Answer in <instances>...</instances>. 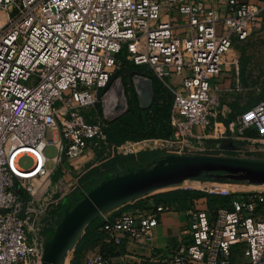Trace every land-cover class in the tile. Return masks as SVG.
<instances>
[{
	"label": "built area",
	"instance_id": "obj_1",
	"mask_svg": "<svg viewBox=\"0 0 264 264\" xmlns=\"http://www.w3.org/2000/svg\"><path fill=\"white\" fill-rule=\"evenodd\" d=\"M224 6L208 9L204 0H0V264H42V247L61 217L55 212L60 198L80 189L71 162L86 152L109 153L105 124L82 110L100 101L103 119L111 114H105L109 82L122 60L145 67L172 94L173 141L189 142L191 155L220 152L204 145L219 109L215 80L237 69L232 49L248 39L264 10L251 0H225ZM173 11L186 18L182 35L173 32ZM173 75L177 85L166 81ZM251 128L264 138V97L228 123L238 135ZM48 145L57 150L53 169L44 155ZM23 156L33 160L28 169L18 164ZM57 169L72 176L67 190H60L62 179L52 183ZM239 195L243 199L232 198L229 209L190 210L185 240L170 253H156V263L264 264V191ZM171 210L161 204L152 212L102 215L104 237L80 264H121L102 245L149 244L158 216ZM236 253L241 258L233 263Z\"/></svg>",
	"mask_w": 264,
	"mask_h": 264
},
{
	"label": "water",
	"instance_id": "obj_2",
	"mask_svg": "<svg viewBox=\"0 0 264 264\" xmlns=\"http://www.w3.org/2000/svg\"><path fill=\"white\" fill-rule=\"evenodd\" d=\"M134 89L139 107L148 109L153 99L152 81L138 77ZM111 104L106 109L113 119L120 116L122 85L116 81L108 91ZM218 144L220 140H210ZM117 173L102 179L59 219L56 230L43 249L42 264H65L85 229L100 218L127 203L164 190L176 182H198L264 186V162L226 157L162 155L129 173Z\"/></svg>",
	"mask_w": 264,
	"mask_h": 264
},
{
	"label": "rangeland",
	"instance_id": "obj_3",
	"mask_svg": "<svg viewBox=\"0 0 264 264\" xmlns=\"http://www.w3.org/2000/svg\"><path fill=\"white\" fill-rule=\"evenodd\" d=\"M174 31L178 34H184V30L180 29H174ZM232 55L234 58L237 60V69L235 70L234 68H231L228 71H223L222 75V80L220 79L218 83H216L217 88L219 89V82L224 84L225 81H227V86H223V89H226L228 87L231 92H222V98L220 102L221 104H232L235 105L239 109H244L246 108L249 104H253L254 102H257V100L260 99V97L264 93V12L261 15V21L259 22L258 25H254L251 31L250 36L248 39L239 44H235L233 49H232ZM129 62L126 60H122L120 62V66H118L112 75V79L116 81H121L124 83L125 87H130L134 89V81L138 77H145L143 75H135L134 77H121L128 69ZM142 69V68H141ZM147 70L146 68L143 67V70ZM147 73L152 75L151 72L147 70ZM225 73V74H224ZM147 76V75H146ZM152 77V76H151ZM221 77V76H219ZM218 77V79H219ZM150 79V78H148ZM151 80V79H150ZM152 81V80H151ZM169 84H173L177 80L175 79H167L166 80ZM162 87V96L164 97L163 99L159 100L162 102L161 105L166 104L170 105L172 103V94L170 91L164 87V85L161 83L160 84ZM152 86H153V81H152ZM108 91V89L101 90L100 91V99L104 98L105 93ZM135 92V89H134ZM136 94V93H135ZM161 96V95H160ZM137 97V96H136ZM155 97L154 93V86H153V99ZM152 99V101H153ZM103 101V100H101ZM160 105V104H159ZM83 114H96L98 115L99 119L101 122L104 124L106 122H110L113 120L112 116L107 115L103 121L102 119V114H103V108L102 104L99 101V103L96 105L95 108H89L82 110ZM172 115V109H170L169 113H167L166 116V110H162L160 113L154 116V123L156 129H159L161 126L167 127L169 126L173 131V127L170 124V118ZM106 126V124H105ZM207 135V132L205 133ZM46 140H51L53 139V135L51 131L48 129L45 134ZM155 139H149L146 141H151L153 142ZM157 140V139H156ZM161 141H170V140H161ZM178 141H170V143H164L162 146L159 147V150L166 151L167 153L164 154H176V155H191L193 154L192 152L188 151H193L192 146H190L189 142H184L182 144H178ZM132 142H125L121 146L118 147V149H112L113 147L110 146L109 148V153L106 154V156L103 157H112L114 154L116 155H131V154H136L140 153L139 150L137 152L136 146L138 143L132 144ZM203 147V146H201ZM239 151L233 152V153H224V152H216V154L221 153V157H228V158H236V159H241V160H247V161H262L264 162V141H258V142H252V143H245L241 144L239 146ZM44 155L48 158L47 161V167L50 169L54 168V163L52 162V159L57 155V150L53 145H48L45 150H44ZM92 160L91 164L94 165L93 167L90 168H98V171H103V166L101 165V158L95 155H91ZM18 164L21 168L28 169L32 166L33 160L29 156H23L19 161ZM86 168H80V171L74 172L73 171V176H75V180L79 184V179L85 178L88 173H92V170L86 169L88 172L85 174ZM123 173H129L130 170H123ZM76 173V175H75ZM105 177L104 179H106ZM57 179H62V188L60 190H67V186H70V182L72 181V176L68 173H65L61 169H57L52 177V183H54ZM212 185H218L216 183H213ZM234 185V184H232ZM244 187L237 189V191H227L224 193L218 192L222 195H229V194H234L232 198H238L239 200L243 199V197L239 194L243 191H253V190H263L264 187L262 186H250V185H245L242 184ZM91 187L83 188L81 191H76L74 194H72L71 197H74V200L81 199L84 194H86ZM77 190V188L74 186L73 191ZM217 192V191H215ZM238 193V194H237ZM225 197V196H224ZM70 202V201H69ZM67 203L64 205L63 203H60L57 207L56 214L58 216H61L66 209H69L72 207L71 203ZM207 203V200H206ZM122 208L125 207V205L121 206ZM121 207L113 210H119ZM208 210H210V207L208 206ZM218 208H223V209H229V203L227 205H224L223 207H218ZM130 211H125V212H131ZM49 241H46L44 246L42 247V250L45 248V246L48 244ZM73 252V250H72ZM72 252L69 254V259L72 256ZM241 257L239 256L238 253L234 254L232 256V262L236 263ZM243 260V259H242Z\"/></svg>",
	"mask_w": 264,
	"mask_h": 264
},
{
	"label": "trees",
	"instance_id": "obj_4",
	"mask_svg": "<svg viewBox=\"0 0 264 264\" xmlns=\"http://www.w3.org/2000/svg\"><path fill=\"white\" fill-rule=\"evenodd\" d=\"M120 74H123L121 77L147 75L146 77L150 78L153 81L155 97L148 109H142L139 107L134 89L125 87L124 83L120 81L122 85V103H124L125 105V110L117 118L105 123L106 128L104 131L106 134L108 145L112 146V149H116L125 142H132L133 144L142 143L149 139L172 140L173 130L169 126H161L159 129H156L153 120L154 116L160 113L162 110H166L167 116V113H169L172 105V103L170 105H161L162 102L159 101L164 98L161 93V82L155 79L153 75L147 73V70H143V67L134 66L131 63L129 64L128 69L124 71V73ZM114 82H116V80H113L111 77L109 88H111ZM263 97L264 93L260 97V99L257 100V102L250 104V108L256 105ZM164 153L167 152L162 150H154L144 151L127 156H119L114 154L109 159H107L108 157H103V153H99L96 156L101 158L100 161L101 165L104 168L103 171H98V168H88V170H92V173H88V175L82 180L79 179L80 188L83 190V188L85 189L87 187H93L105 177H109L117 173L120 168H122L123 170H131L134 168L142 167L146 162H149L151 158ZM86 172L88 171L86 170L85 174H87ZM229 186L230 184L212 185L210 183L176 185L171 188L153 193L150 198L154 201L155 206L161 204H176L181 208H185L187 204L191 203L193 200L206 198L210 210H214L218 207L227 205L232 199L234 194L222 195L218 193L237 191L231 190ZM241 186L244 187L243 185ZM79 190L80 189H75L74 193ZM79 200L80 198L74 200L73 202H71V205L73 206ZM102 227L103 221L101 218L93 221L85 229L81 239L73 249L71 258L69 259L68 256L65 264H80V258L82 254L88 249L101 243L104 237V231L102 230ZM108 249L109 247H107V245H102V250H105L108 253Z\"/></svg>",
	"mask_w": 264,
	"mask_h": 264
},
{
	"label": "crops",
	"instance_id": "obj_5",
	"mask_svg": "<svg viewBox=\"0 0 264 264\" xmlns=\"http://www.w3.org/2000/svg\"><path fill=\"white\" fill-rule=\"evenodd\" d=\"M225 0H204L205 6L208 9H223ZM254 3H259L260 5H264V0H251ZM262 11L261 15L263 14ZM171 21L173 24V32L177 35H180L174 31V29L184 30L186 24V18L184 16L179 15L177 12L173 11L171 13ZM261 21V17H260ZM259 21V22H260ZM259 24V23H258ZM257 24V25H258ZM226 71L230 69H225ZM225 74V73H224ZM222 75L219 79L215 80V88H216V97L219 101V109L218 113L212 115L210 119V127L208 130L204 132V145L211 148H220V152L224 153H233L239 151V146L245 143H252L258 141H264V138H259L258 133L255 129L251 128L242 133V135H238L236 131L228 130V123L234 121L235 118L243 113L244 111L250 108V104L244 108L239 109L235 105L232 104H221L222 92H231V90L223 89V86H227V81L224 84L219 82V89L217 88L216 83L221 79ZM170 79L177 80L172 85H177L179 83V77L172 76ZM214 127V128H213ZM196 132V131H195ZM207 132V135L205 134ZM220 140L218 144L212 143L210 140ZM165 141L154 140L153 142L145 141L142 143H138L137 145L141 146L139 152L144 151H154L159 150V147L164 144ZM135 144V143H133ZM132 145V144H131ZM221 153L211 155L212 157H221ZM91 152H86L82 157L75 159L71 162V165L74 169H71L73 174L74 172L80 171V168H89L93 167L90 162L92 160ZM132 155V154H131ZM119 156H127V155H119ZM228 158V157H226ZM236 159V158H233ZM86 169L84 171H86ZM76 175V173H75ZM77 176V175H76ZM264 187V186H263ZM78 189V188H77ZM82 189L80 188L79 191ZM253 191H264L263 190H253ZM71 193L66 195L64 198H60V202L65 205L66 201L73 202L74 197H71L74 194V191L71 190ZM251 191H243L241 193H246ZM238 194V193H237ZM152 195L137 199L130 203L125 204V207H121V209L116 211H111L109 214L107 213V217H116L119 214L130 211L134 209L144 210L146 212H152L154 210L155 203L150 198ZM171 211L162 213L158 216V224L151 231V240L149 244L137 243L132 240H124L120 247L114 248L112 246L109 247L108 253L104 250V252L111 258H114L115 261L120 262L121 264H157L156 260L153 259L156 253L166 252L170 253L175 249L177 245L182 243L186 238L185 229L189 222L188 213L192 209H201L207 206L206 198H200L193 200L191 203H188L185 208H181L176 204H171ZM106 248V247H105Z\"/></svg>",
	"mask_w": 264,
	"mask_h": 264
},
{
	"label": "bare ground",
	"instance_id": "obj_6",
	"mask_svg": "<svg viewBox=\"0 0 264 264\" xmlns=\"http://www.w3.org/2000/svg\"><path fill=\"white\" fill-rule=\"evenodd\" d=\"M110 104H111V100H110V102L107 104V107H108ZM164 143H168V142H164ZM170 144H171V143H170ZM140 148H141V146H139V145L136 146V150H138V149H140ZM184 184H203V183H198V182H176V183L172 184L171 186H169V187H167V188H171V187L176 186V185H184ZM229 187H230L231 190H237V189L241 188L240 185H230ZM167 188H165V189H167ZM66 260H67V259H66Z\"/></svg>",
	"mask_w": 264,
	"mask_h": 264
},
{
	"label": "flooded vegetation",
	"instance_id": "obj_7",
	"mask_svg": "<svg viewBox=\"0 0 264 264\" xmlns=\"http://www.w3.org/2000/svg\"><path fill=\"white\" fill-rule=\"evenodd\" d=\"M110 116H111V114H110ZM105 118V117H104ZM112 118H114V117H112ZM106 119V118H105ZM162 155H167V154H161V155H157V156H155V157H153V158H151L149 161H151V160H153V159H155V158H159L160 156H162ZM180 156H196V155H180ZM200 156H209V155H200ZM148 162H146L145 164H147ZM144 164V165H145ZM143 165V166H144ZM228 185V184H227ZM69 201H66V203H65V205L68 203ZM70 203V202H69ZM62 216V215H61Z\"/></svg>",
	"mask_w": 264,
	"mask_h": 264
}]
</instances>
